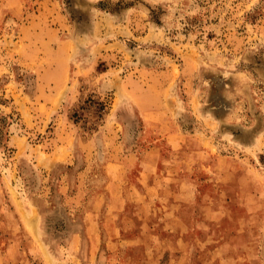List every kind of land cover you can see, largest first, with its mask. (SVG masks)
I'll use <instances>...</instances> for the list:
<instances>
[{
	"label": "rangeland",
	"instance_id": "obj_1",
	"mask_svg": "<svg viewBox=\"0 0 264 264\" xmlns=\"http://www.w3.org/2000/svg\"><path fill=\"white\" fill-rule=\"evenodd\" d=\"M264 0H0V264H264Z\"/></svg>",
	"mask_w": 264,
	"mask_h": 264
},
{
	"label": "trees",
	"instance_id": "obj_2",
	"mask_svg": "<svg viewBox=\"0 0 264 264\" xmlns=\"http://www.w3.org/2000/svg\"><path fill=\"white\" fill-rule=\"evenodd\" d=\"M260 158H261V161L264 163V153L261 154Z\"/></svg>",
	"mask_w": 264,
	"mask_h": 264
}]
</instances>
